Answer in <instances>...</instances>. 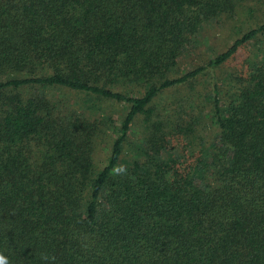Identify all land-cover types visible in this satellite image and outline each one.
<instances>
[{
  "label": "trees",
  "instance_id": "obj_1",
  "mask_svg": "<svg viewBox=\"0 0 264 264\" xmlns=\"http://www.w3.org/2000/svg\"><path fill=\"white\" fill-rule=\"evenodd\" d=\"M249 1L0 0L7 264H264V18L179 68Z\"/></svg>",
  "mask_w": 264,
  "mask_h": 264
},
{
  "label": "rangeland",
  "instance_id": "obj_2",
  "mask_svg": "<svg viewBox=\"0 0 264 264\" xmlns=\"http://www.w3.org/2000/svg\"><path fill=\"white\" fill-rule=\"evenodd\" d=\"M248 3L251 8L250 12L245 13L241 11L231 18L221 20L222 22L220 23L217 21L211 22L203 28L199 34L200 43L196 47L190 49L189 53L180 59L179 68L185 69L193 65L203 64L213 53L223 49L233 37L244 29L245 25L250 24L254 26L255 22L261 21L264 18V0H250ZM262 37H264V35ZM246 48L247 47H242L229 62L217 69L206 67L204 69V74L197 77L198 82L203 80L209 83L216 74H224L226 71H230L235 66H238L242 57L247 53ZM198 82L196 83V87L201 89L202 84ZM181 90L183 91L184 88L181 87ZM50 94L56 99L61 97L67 98L68 100L65 99L67 103L77 99L76 95H73V93H64L61 88L53 89L50 91ZM162 96L166 97V95ZM198 100H201V97H199ZM113 107L117 109V111H113V119L118 120L119 118L117 115L122 114L123 107L121 104L117 105V107ZM97 141H99V138H97ZM107 151L108 149L105 143L100 141L99 144L96 145L93 150V160L96 161L97 165H101L104 162Z\"/></svg>",
  "mask_w": 264,
  "mask_h": 264
},
{
  "label": "clouds",
  "instance_id": "obj_3",
  "mask_svg": "<svg viewBox=\"0 0 264 264\" xmlns=\"http://www.w3.org/2000/svg\"><path fill=\"white\" fill-rule=\"evenodd\" d=\"M125 172H126V168L123 166L117 169V174L122 175ZM0 264H7V258L3 254H0Z\"/></svg>",
  "mask_w": 264,
  "mask_h": 264
}]
</instances>
